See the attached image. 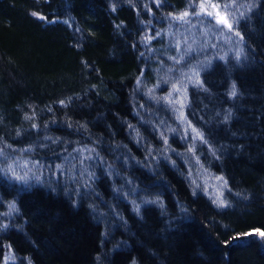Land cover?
<instances>
[{
    "label": "trees",
    "instance_id": "16d2710c",
    "mask_svg": "<svg viewBox=\"0 0 264 264\" xmlns=\"http://www.w3.org/2000/svg\"><path fill=\"white\" fill-rule=\"evenodd\" d=\"M0 264H264V0H0Z\"/></svg>",
    "mask_w": 264,
    "mask_h": 264
},
{
    "label": "rangeland",
    "instance_id": "374dc122",
    "mask_svg": "<svg viewBox=\"0 0 264 264\" xmlns=\"http://www.w3.org/2000/svg\"><path fill=\"white\" fill-rule=\"evenodd\" d=\"M206 4H207V6H208L209 9H213V8H215L214 10H217V11H218V12L216 13V15H215L216 18H219V17L221 16V11H222V9H223L222 6H219L218 3H215V6L211 5V4L208 3V2H207ZM202 6H205V5L202 4ZM199 8H200V7H199ZM208 8H203V9H204V11H203V15L207 16L206 13H207V11L209 10ZM218 9H220V11H219ZM205 12H206V13H205ZM209 14H210V12H209ZM227 21H228V20L225 18V19L222 21V24H225ZM231 35H232V34H231ZM227 37H228V39H229L230 35L227 34ZM178 39H179V37H178ZM180 39H181V37H180Z\"/></svg>",
    "mask_w": 264,
    "mask_h": 264
},
{
    "label": "water",
    "instance_id": "95a60500",
    "mask_svg": "<svg viewBox=\"0 0 264 264\" xmlns=\"http://www.w3.org/2000/svg\"><path fill=\"white\" fill-rule=\"evenodd\" d=\"M227 26H228V24H227Z\"/></svg>",
    "mask_w": 264,
    "mask_h": 264
},
{
    "label": "bare ground",
    "instance_id": "6f19581e",
    "mask_svg": "<svg viewBox=\"0 0 264 264\" xmlns=\"http://www.w3.org/2000/svg\"><path fill=\"white\" fill-rule=\"evenodd\" d=\"M260 236V235H259Z\"/></svg>",
    "mask_w": 264,
    "mask_h": 264
}]
</instances>
